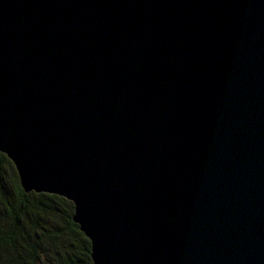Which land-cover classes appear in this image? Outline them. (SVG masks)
I'll list each match as a JSON object with an SVG mask.
<instances>
[{
  "label": "water",
  "instance_id": "water-1",
  "mask_svg": "<svg viewBox=\"0 0 264 264\" xmlns=\"http://www.w3.org/2000/svg\"><path fill=\"white\" fill-rule=\"evenodd\" d=\"M0 151L93 264H264V0H0Z\"/></svg>",
  "mask_w": 264,
  "mask_h": 264
},
{
  "label": "trees",
  "instance_id": "trees-1",
  "mask_svg": "<svg viewBox=\"0 0 264 264\" xmlns=\"http://www.w3.org/2000/svg\"><path fill=\"white\" fill-rule=\"evenodd\" d=\"M64 196L26 192L0 151V264H93L90 240Z\"/></svg>",
  "mask_w": 264,
  "mask_h": 264
}]
</instances>
